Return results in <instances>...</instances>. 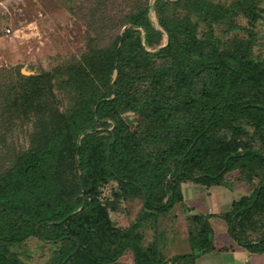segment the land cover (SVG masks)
Here are the masks:
<instances>
[{
  "label": "trees",
  "instance_id": "obj_1",
  "mask_svg": "<svg viewBox=\"0 0 264 264\" xmlns=\"http://www.w3.org/2000/svg\"><path fill=\"white\" fill-rule=\"evenodd\" d=\"M187 1L188 11L175 25L163 15L165 3L154 2L168 35L165 46L150 53L140 43H130L129 32L124 31L105 57L106 69H92L95 75H86L87 80L71 71L73 77L66 83L75 91L76 106L59 122L40 125L44 132L36 146L0 151L2 159L11 160L0 166V242L36 236L60 242L54 264H107L133 244L135 234L113 227L96 198L100 183L113 179L124 196L141 194L145 208L166 212L183 199L181 181L219 184L227 172L238 169L257 177L258 184L220 217L238 245L251 253L264 252V225L253 222L254 215H264V153L252 147L239 150L230 141L215 138L220 128L234 126L229 121L233 115L264 134V69L251 57L252 35L230 49L221 50L213 42L211 22L232 9L211 0ZM239 5V10L256 17L248 2ZM191 12L208 24L207 38L195 34ZM146 14L147 7L141 8L130 23L145 28L147 43L157 42L154 37L161 34L150 26ZM114 71L113 83L106 86L105 78ZM16 77L12 69L0 68V119L5 117L10 125L20 113L38 107L36 99L44 93L43 85L34 87L29 80L16 85ZM137 81L147 85L142 96L134 98L131 88ZM120 109L136 112L144 132L122 134L115 118ZM106 119L115 121L108 134L103 131ZM68 141L77 155L75 195L63 183V144ZM83 199L84 207L72 214ZM210 216L193 217L200 226V240L191 239V252L180 255L191 264L215 249ZM247 230L256 233L253 239ZM136 249V264H153ZM0 264L22 263L15 253L0 248Z\"/></svg>",
  "mask_w": 264,
  "mask_h": 264
},
{
  "label": "rangeland",
  "instance_id": "obj_2",
  "mask_svg": "<svg viewBox=\"0 0 264 264\" xmlns=\"http://www.w3.org/2000/svg\"><path fill=\"white\" fill-rule=\"evenodd\" d=\"M155 1L0 0V68L12 69L17 74L14 80L16 85L29 80L35 84L34 87L37 83L44 86V93L36 99L38 107L28 113H20L11 125L7 124L5 117L0 119V151L10 149L17 152L36 146L39 133L43 131L40 125L59 122L61 115H68L76 106L73 98L75 91L66 83L73 77L71 71L74 69L87 80V77L95 75L92 69H106L105 57L124 31L129 32L130 43H140L150 53L167 44L168 35L159 24ZM160 1L165 3L162 8L164 17L174 25L188 11L187 0ZM211 1L232 9L229 15L211 22L213 42L221 50L230 49L236 42L246 41L252 35L251 57L259 68L264 69V0ZM240 2H248L256 17L252 18L245 10H239ZM143 7H147L146 19L150 26L161 34L154 37L157 42L147 43L145 28L130 23V17ZM190 17L196 25L195 34L201 39L207 38L208 24L196 12H191ZM6 28H10V32H6ZM128 70L125 68V71ZM115 74L114 71L105 78L106 86L113 83ZM146 85V81H137L132 86L134 98L142 96ZM113 97L114 93L110 94L109 99ZM115 118L122 134L138 135L144 132L143 123L138 122V114L134 111L117 110ZM229 121L234 126L220 128L216 132V140L230 141L239 150L252 147L264 153L263 133L245 119L239 122L234 115L230 116ZM106 122L108 126L103 131L108 134L113 130L115 121L106 119ZM238 124L242 128L239 129ZM63 150L64 188L73 193V184L77 181L73 159L77 160V155H73L71 141L63 144ZM7 160L0 156L1 168L10 163L11 160ZM241 173L238 169L231 170L219 184L205 185L192 179L181 181L183 199L166 212L145 208L141 194L124 196L113 179L100 183L96 198L107 209L113 227L131 229L130 235L135 234V239L132 236L133 244L107 264H136V246L143 257L153 261V264H191L190 259H183L180 255L191 252V239L200 240V226L193 217L206 216L209 214L207 211H213L220 217L231 211L233 201L250 194L257 186L258 178L247 176L248 172L244 175ZM255 221L264 225V215H254V224ZM213 228L218 236L220 227L215 219ZM247 233L251 238L256 235L250 234L249 230ZM59 247V241H43L36 236H29L18 243L0 242V248L5 253H15L22 264H54ZM224 248L227 247H219L220 250ZM97 253L100 251L97 250Z\"/></svg>",
  "mask_w": 264,
  "mask_h": 264
},
{
  "label": "crops",
  "instance_id": "obj_3",
  "mask_svg": "<svg viewBox=\"0 0 264 264\" xmlns=\"http://www.w3.org/2000/svg\"><path fill=\"white\" fill-rule=\"evenodd\" d=\"M207 213L211 215L209 222L213 229V242L216 248L198 255L194 264H264V252L251 253L245 247L238 245L230 235L226 221L214 214L213 211H207ZM217 217L219 218L217 219ZM214 219L220 227L218 236L213 228ZM222 246L228 248L220 250L219 247Z\"/></svg>",
  "mask_w": 264,
  "mask_h": 264
},
{
  "label": "water",
  "instance_id": "obj_4",
  "mask_svg": "<svg viewBox=\"0 0 264 264\" xmlns=\"http://www.w3.org/2000/svg\"><path fill=\"white\" fill-rule=\"evenodd\" d=\"M166 44V43H165ZM165 44H164V46H165ZM85 132H87V131H85ZM84 132V133H85ZM114 138V136L112 135V139ZM79 181H80V185H81V188H82V181H81V177L79 176ZM84 205V199H83V202H82V205L81 206H83ZM81 206L75 211V212H77V211H79L80 209H81Z\"/></svg>",
  "mask_w": 264,
  "mask_h": 264
},
{
  "label": "built area",
  "instance_id": "obj_5",
  "mask_svg": "<svg viewBox=\"0 0 264 264\" xmlns=\"http://www.w3.org/2000/svg\"><path fill=\"white\" fill-rule=\"evenodd\" d=\"M5 31H6V32H10V28H6Z\"/></svg>",
  "mask_w": 264,
  "mask_h": 264
}]
</instances>
